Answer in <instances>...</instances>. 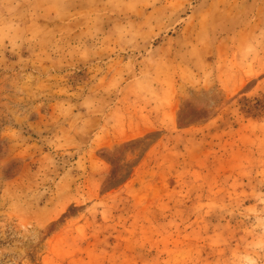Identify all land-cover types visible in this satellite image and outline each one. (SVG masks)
<instances>
[{"label":"rangeland","instance_id":"rangeland-1","mask_svg":"<svg viewBox=\"0 0 264 264\" xmlns=\"http://www.w3.org/2000/svg\"><path fill=\"white\" fill-rule=\"evenodd\" d=\"M0 264H264V0H0Z\"/></svg>","mask_w":264,"mask_h":264}]
</instances>
